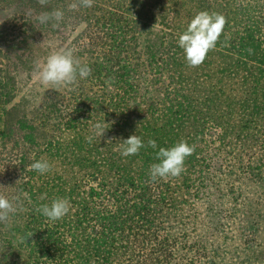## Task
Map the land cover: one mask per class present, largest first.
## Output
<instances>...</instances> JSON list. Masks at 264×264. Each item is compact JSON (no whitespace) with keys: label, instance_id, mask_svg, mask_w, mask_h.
Returning <instances> with one entry per match:
<instances>
[{"label":"trees","instance_id":"obj_1","mask_svg":"<svg viewBox=\"0 0 264 264\" xmlns=\"http://www.w3.org/2000/svg\"><path fill=\"white\" fill-rule=\"evenodd\" d=\"M12 2L14 20L0 24L7 44L0 54L13 59L7 69L0 64V195L17 211L0 223V264H264V0H94L75 12L72 0L4 6ZM52 8L65 11L58 30L35 22ZM200 11L221 14L226 24L203 63L190 68L178 39ZM75 25L94 56L73 57L91 74L52 90L26 55L36 36L8 31L63 34ZM17 84L33 98L22 107L28 116L4 106ZM97 121L108 129L89 144ZM134 134L157 149L122 156L120 140ZM180 141L195 145L185 170L150 183L156 152ZM37 160L51 170H30ZM223 188L233 193L229 216ZM56 198L71 208L51 222L36 208ZM228 218L239 226L226 256L211 236Z\"/></svg>","mask_w":264,"mask_h":264},{"label":"clouds","instance_id":"obj_2","mask_svg":"<svg viewBox=\"0 0 264 264\" xmlns=\"http://www.w3.org/2000/svg\"><path fill=\"white\" fill-rule=\"evenodd\" d=\"M37 3L46 7L50 4V0H37ZM93 3L94 0H72L68 5V10L75 12L82 8H91ZM64 19L65 11L61 8L42 11L35 16L36 23L50 26L53 30L60 29ZM225 24L226 19L223 15L208 11H200L191 19L186 31L178 39V46L184 51L188 67L196 68L203 63L207 53L216 47ZM34 71L39 82L44 86H50L52 90L61 87L73 88L77 85L78 80L86 79L91 74V69L87 65H82L74 59L71 49H61L51 53L43 63L35 64ZM112 82L106 81L109 86ZM107 129L105 121H97L92 125L90 134L85 137V140L89 144L97 139L101 141ZM120 141L119 150L124 157L137 155L144 147L157 149L155 140L149 139L145 145L142 139L135 134ZM194 151L195 145H189L186 141H180L170 148L160 147L156 152V159L159 162L153 163L148 170L149 182L155 183L165 178L180 176L185 170L186 158ZM29 169L43 175L51 170V165L47 160H37L29 165ZM70 208L71 204L68 199L56 198L50 205L38 206L36 211L46 217L48 221L55 222L68 215ZM16 211L17 208L13 203L5 196L0 195V223L7 224L10 216ZM21 242H23L22 238Z\"/></svg>","mask_w":264,"mask_h":264},{"label":"rangeland","instance_id":"obj_3","mask_svg":"<svg viewBox=\"0 0 264 264\" xmlns=\"http://www.w3.org/2000/svg\"><path fill=\"white\" fill-rule=\"evenodd\" d=\"M10 2V0H9ZM5 4V0H0V8H2V10L7 14L2 17H0V24H5L7 25L10 21L14 20V13L11 12V7H14V2H12L9 6H4ZM4 6V7H3ZM18 13V12H17ZM2 15V14H0ZM17 20L20 19L22 16H16ZM79 28H81L79 25H75V28L72 29L71 26L68 27V29H65V32L63 34H59L55 31L52 30H48V31H44L42 30V33H33L30 32L29 29L26 30V32L21 33V31L23 29L26 28H22V29H18L15 32H9L8 34L9 36L12 35V33L14 34H18V38L22 39L24 37L27 38V40H31L33 35H35L36 37H34L35 43L33 45L32 48L33 52L30 51H26V55H28L30 58L34 59L35 58V62L34 65L39 62V63H43L47 56L50 55L51 53L55 52V51H59L61 49H71V51L73 52V56L79 55V60H85V59H92V57L94 55H90V54H94V52H92V50L90 49V42L88 43V37L89 36H81V31H79ZM70 31V32H67ZM30 33V35H28ZM5 34V32H4ZM6 36V35H5ZM8 36V35H7ZM85 41V42H81V43H77L79 41ZM5 47H7L6 43L0 44V49H5ZM85 54V55H82ZM13 59H8V55H4L3 53L0 54V64L7 69L8 64L7 63H12ZM32 61V60H31ZM3 73H5V71H3ZM3 73L0 70V81L3 82L6 80L5 76L3 75ZM20 80L18 79L16 82H19ZM30 83V82H29ZM15 85V84H14ZM18 88L21 90H17L15 88V93L16 96L14 98V100L12 102H5L4 106L7 110H14V115H16L17 117H19L20 115H26L28 116V113H24L25 111H27L26 109H23L22 107H30L33 105V98L31 100V98L29 96L27 97H22V92H23V88H21L19 86V84H17ZM29 98V99H28ZM40 98V97H39ZM15 107L17 108V110H15ZM23 113V114H22ZM10 143H7V147H10ZM1 148V147H0ZM7 150V149H6ZM257 151H258V147H257ZM1 162H2V158L0 155V167H1ZM224 170V169H223ZM245 180V179H242ZM223 181H221L222 183ZM229 183V182H227ZM239 181L236 183L238 184ZM242 185H244L243 183H239V187L236 186L237 188L243 189ZM223 193L227 194L228 193V197L225 196V201H224V206H226V213H229L227 216H229L231 213L230 211L233 209V202L229 200V194L233 195V193H229L226 192V188L222 189ZM240 191V190H239ZM247 192V190H246ZM230 201V204H228L227 202ZM239 207H237L236 209H238ZM239 214L245 215L246 213H242L239 210L236 211V215L239 216ZM235 216V215H234ZM238 216L235 217V219H238ZM241 216V217H242ZM240 217V218H241ZM225 221H228L226 224L223 223V227L220 229V231L217 234H214L213 237L211 236V238L213 239V242H215L214 244L216 246H218L221 250V253H223L224 255H228L229 252H232V249L235 247V244H231V246L229 245L230 242L233 243H238V235L236 234V230L238 229L237 227L239 226L238 223H236L235 221H232V219L228 220L226 219ZM229 251V252H228ZM231 254V253H230ZM228 264V262H227Z\"/></svg>","mask_w":264,"mask_h":264}]
</instances>
